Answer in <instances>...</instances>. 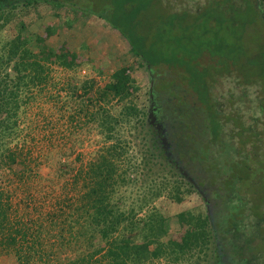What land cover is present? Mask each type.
<instances>
[{"label":"trees","instance_id":"trees-1","mask_svg":"<svg viewBox=\"0 0 264 264\" xmlns=\"http://www.w3.org/2000/svg\"><path fill=\"white\" fill-rule=\"evenodd\" d=\"M35 3L74 10L116 30L150 74L154 97L176 83L195 95L211 138L197 150L222 146V165L210 160L207 166L212 173L222 168L214 214L205 204L204 213L171 219L155 207L161 198L182 203L192 191L209 202L183 168L205 154L176 153L159 107L147 113L132 100L127 66L100 84L90 78L71 88L69 119L83 114L104 141L72 176L73 197L48 195L31 182L36 163L21 145V115L50 67L73 71L93 62L65 43L51 47V25L27 31L20 9ZM162 68L174 78L160 86L156 70ZM224 78L242 90L258 85L259 117L244 119L240 98L220 109L211 90ZM12 189L23 196L18 200ZM172 220L178 230L171 234ZM193 250L207 264H264V0H208L196 10L164 0H0V256L15 264H182Z\"/></svg>","mask_w":264,"mask_h":264},{"label":"rangeland","instance_id":"rangeland-1","mask_svg":"<svg viewBox=\"0 0 264 264\" xmlns=\"http://www.w3.org/2000/svg\"><path fill=\"white\" fill-rule=\"evenodd\" d=\"M176 9L196 10L202 7L208 0H164ZM20 14L26 24L31 25L27 31L30 34L38 33L47 25H51V35L48 44L56 48L65 43L71 50L80 55L87 56L93 62L90 67L100 69V74L84 66L73 71L62 70L57 67H50L48 80L41 91H34L33 100L25 109L22 117L23 142L21 145L27 149L36 165H32L35 174L32 181L38 187H42L44 193L73 197L74 191L69 189L72 176L79 167L90 160L95 151L104 145V141L93 128V124L86 122L83 114L69 117L75 112L72 100V87L81 89L84 83L94 78L100 84L120 67L127 66L130 70L131 83L136 89L132 100L137 107L145 112L156 107L160 111L158 117L160 123L166 122L171 127L173 139L177 143L176 153L191 155L204 152L205 160L200 157V163L192 161L190 165L184 164L183 168L190 171V175L201 185L202 194L209 199L205 203L199 193L191 192L185 196L182 203L176 204L161 198L154 203L155 207L171 219L178 213L192 211L195 213L206 211V205L210 206L211 215L215 213L217 203L221 206L220 200L223 192L220 190V173L208 171L210 160L221 162L222 146L215 143L210 147L199 148L202 142H210L208 122L203 113V107L197 102L195 95L185 85H175L159 91L155 97L151 94V78L146 68L141 66L138 58L134 57L127 42L120 34L106 25L102 20L92 17L81 16L76 11L58 10L55 11L45 3H35L29 8H21ZM156 84L163 85L166 80H173L166 75L164 68L156 70ZM170 75V73L168 74ZM258 86V85H257ZM257 86L242 90L228 78L219 79L212 88L216 103L222 110L227 107L226 101H236L240 98L242 103L241 114L246 120H253L260 116L257 112L254 101V90ZM161 88V87H159ZM80 90H78V93ZM159 100V102H158ZM161 107V108H160ZM228 108H224V113ZM144 134L145 130H140ZM125 134L124 137L130 138ZM177 139V140H176ZM228 150V149H227ZM193 152V153H192ZM177 157V155H176ZM180 158V157H179ZM69 168L64 170V165ZM222 165V162H221ZM191 166V167H190ZM222 167V166H221ZM197 189V188H195ZM17 199L22 197L21 190H14ZM38 190V189H37ZM198 190V189H197ZM39 191V190H38ZM34 192V190H33ZM219 196V198L217 197ZM38 196V195H34ZM217 197V198H216ZM206 204V205H205ZM46 204H44V207ZM178 230L175 220H172L169 233ZM198 251H191L182 264H207L205 259L198 256ZM201 257V259H199ZM250 257L249 259H251ZM253 259V258H252ZM254 261L257 260L253 259ZM251 263H255L254 261ZM0 264H15L12 256L1 255ZM152 264H168L166 261H154Z\"/></svg>","mask_w":264,"mask_h":264}]
</instances>
